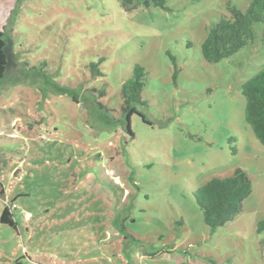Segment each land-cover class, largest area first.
<instances>
[{"label": "rangeland", "instance_id": "374dc122", "mask_svg": "<svg viewBox=\"0 0 264 264\" xmlns=\"http://www.w3.org/2000/svg\"><path fill=\"white\" fill-rule=\"evenodd\" d=\"M249 3L0 1L20 62L0 84V215L16 205L0 264H264V147L241 91L264 69V25L230 58L201 53L229 7ZM135 64L147 75L130 138L120 91ZM237 169L251 194L211 233L192 193Z\"/></svg>", "mask_w": 264, "mask_h": 264}, {"label": "trees", "instance_id": "16d2710c", "mask_svg": "<svg viewBox=\"0 0 264 264\" xmlns=\"http://www.w3.org/2000/svg\"><path fill=\"white\" fill-rule=\"evenodd\" d=\"M0 1L20 3L23 0ZM118 2L126 12H132L139 8L170 10L166 5V0H118ZM229 11V17H222L218 23L209 28L207 36L201 44L203 59L209 64H216L237 54L254 40V25H264V0H250L245 13L236 6H230ZM11 29L12 26L9 31L8 29L0 30V84L20 64L14 51ZM42 65L45 66L44 63ZM90 70L93 78L102 76L97 64H91ZM146 75L145 70L135 64L132 68L131 77L121 87L122 130L130 138H133L130 118L133 115L140 116L136 107L144 105L140 94L145 86ZM241 91L245 99V122L251 128L255 138L264 147V69L245 82ZM71 99L74 103H78L75 96H71ZM251 190L252 184L247 174L243 170L237 169L232 175L224 179L213 178L209 180L193 191L192 196L202 213L204 224L211 233H215L217 229L223 227L239 214L243 201L249 197ZM13 205L14 203H10L4 206L0 215L1 225H7L11 228L15 226ZM257 232L264 233V219L257 223Z\"/></svg>", "mask_w": 264, "mask_h": 264}, {"label": "built area", "instance_id": "2783aa9c", "mask_svg": "<svg viewBox=\"0 0 264 264\" xmlns=\"http://www.w3.org/2000/svg\"><path fill=\"white\" fill-rule=\"evenodd\" d=\"M12 209H13V210L16 209V205H15V204L12 206Z\"/></svg>", "mask_w": 264, "mask_h": 264}]
</instances>
